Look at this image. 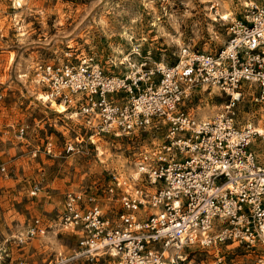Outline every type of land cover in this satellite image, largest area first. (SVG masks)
Here are the masks:
<instances>
[{"label": "built area", "instance_id": "obj_1", "mask_svg": "<svg viewBox=\"0 0 264 264\" xmlns=\"http://www.w3.org/2000/svg\"><path fill=\"white\" fill-rule=\"evenodd\" d=\"M243 6L214 52L182 45L172 63L143 62L127 72L73 47L32 63L40 91L78 112L89 140L119 132L139 145L129 171L110 170L96 190H67L54 211L4 236L0 264L100 256L114 264H207L196 254L233 244L264 264V0ZM213 88L226 100L215 114L199 116L192 101ZM15 137L27 138L25 123ZM76 147L65 141V151ZM43 152L54 154L51 137ZM41 191L36 182L30 196ZM49 233L72 234L75 246L48 251L40 262L28 259L26 245Z\"/></svg>", "mask_w": 264, "mask_h": 264}, {"label": "rangeland", "instance_id": "obj_2", "mask_svg": "<svg viewBox=\"0 0 264 264\" xmlns=\"http://www.w3.org/2000/svg\"><path fill=\"white\" fill-rule=\"evenodd\" d=\"M17 1L0 0V125L7 130L0 136V241L33 216L54 211L67 190H96L110 170L129 171L139 145L135 136L120 133L89 140L90 131L79 113L63 103L43 99L45 93L29 72L35 60L73 47L75 53L95 54L110 70L114 61L116 70L125 72L130 69L123 58L136 48L140 54L131 59L136 67L143 62L146 66L172 63L182 45L211 52L219 49L227 38L229 21L242 16L244 9L243 0ZM228 9L234 13L227 19L219 18V12ZM225 100L217 89H207L200 91L192 106L199 116H210ZM21 123L27 125V138L22 141L15 137ZM48 137L54 143L53 155L43 152ZM65 141L66 146L69 141L76 143L75 151H65ZM37 147V156H32L31 150ZM2 166L5 171H1ZM36 182L42 191L30 196ZM75 242L72 234L49 233L31 241L24 252L28 259L40 262L48 251H67ZM217 249L218 253L209 249L196 254V259L203 258L207 264H253L236 244L218 245ZM12 250L14 255L19 253V247L12 246ZM71 264L114 261L100 256Z\"/></svg>", "mask_w": 264, "mask_h": 264}, {"label": "bare ground", "instance_id": "obj_3", "mask_svg": "<svg viewBox=\"0 0 264 264\" xmlns=\"http://www.w3.org/2000/svg\"><path fill=\"white\" fill-rule=\"evenodd\" d=\"M18 2V4H20V0H18L17 1ZM219 12V11H218ZM234 12L232 11V10H230V9H228V10H226V11H223V12H219V18H221V19H227V18H229L232 14H233ZM140 54V51H138V49H136V48H134V49H132V55L130 54V56H129V54L128 55H126V57L125 58H123V60L125 59V60H128V68L129 69H134L135 67H136V64L134 63V62H132L131 61V59L133 58V59H135L134 57H136V56H138ZM132 59V60H133ZM142 64H144V63H142ZM128 69V70H129ZM127 72V71H126ZM43 99L45 100V101H51V102H53L54 101V99H47V96L45 95V96H43ZM60 103H62V102H60ZM64 104V103H63ZM64 105H66V104H64ZM68 106L66 105V108H67ZM212 108H215V107H212ZM76 113H78V112H76ZM205 113V112H204ZM203 113V114H204ZM118 134H119V132H117ZM121 134V133H120Z\"/></svg>", "mask_w": 264, "mask_h": 264}]
</instances>
